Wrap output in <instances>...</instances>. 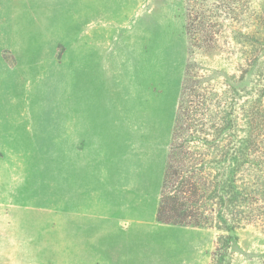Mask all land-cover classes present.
Returning a JSON list of instances; mask_svg holds the SVG:
<instances>
[{
	"label": "rangeland",
	"instance_id": "374dc122",
	"mask_svg": "<svg viewBox=\"0 0 264 264\" xmlns=\"http://www.w3.org/2000/svg\"><path fill=\"white\" fill-rule=\"evenodd\" d=\"M196 5L219 24L203 48ZM263 36L264 0H0V264H106L107 208L147 219L160 200L187 73L254 81ZM165 226L129 264H264L259 226L214 257L216 228Z\"/></svg>",
	"mask_w": 264,
	"mask_h": 264
},
{
	"label": "trees",
	"instance_id": "16d2710c",
	"mask_svg": "<svg viewBox=\"0 0 264 264\" xmlns=\"http://www.w3.org/2000/svg\"><path fill=\"white\" fill-rule=\"evenodd\" d=\"M208 18L203 6L187 9L186 34L199 48L201 40L215 43L218 35V21L208 24ZM260 45L264 47V36ZM187 75L156 221L216 228L221 234L214 257L236 244V232L245 226L264 230V73L246 83V72L232 74L220 88L203 81V75Z\"/></svg>",
	"mask_w": 264,
	"mask_h": 264
},
{
	"label": "crops",
	"instance_id": "0c3cea01",
	"mask_svg": "<svg viewBox=\"0 0 264 264\" xmlns=\"http://www.w3.org/2000/svg\"><path fill=\"white\" fill-rule=\"evenodd\" d=\"M98 127L99 126L96 125L93 129L91 128L92 131H89L90 134L93 135L92 137H101V132L97 131L99 130ZM87 128L89 129V127ZM158 205L159 197L158 202L156 200L154 203L152 214H150V217L147 219H120L118 216H114L115 212L113 210L109 211L107 208L106 212H109V215L101 217L105 219L104 225L107 226L108 229L106 232L102 233H98V229L96 230V240H101L103 242V244L98 243L97 245V258H102L103 260L106 258V264H119L121 263L120 261L125 262L123 264H129L131 256L133 255L145 256L149 254L158 256L160 242L163 240L160 236L159 229H166L169 227L154 224V217L156 218ZM110 213L112 215H110ZM119 224H121V226H119ZM114 241H118V244H114Z\"/></svg>",
	"mask_w": 264,
	"mask_h": 264
}]
</instances>
